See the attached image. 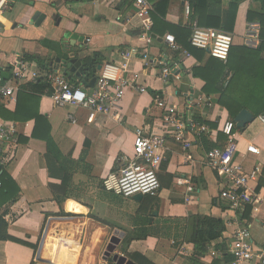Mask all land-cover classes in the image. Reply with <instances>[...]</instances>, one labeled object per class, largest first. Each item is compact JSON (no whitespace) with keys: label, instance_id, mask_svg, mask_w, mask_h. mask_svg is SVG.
<instances>
[{"label":"crops","instance_id":"0c3cea01","mask_svg":"<svg viewBox=\"0 0 264 264\" xmlns=\"http://www.w3.org/2000/svg\"><path fill=\"white\" fill-rule=\"evenodd\" d=\"M10 6L0 28L1 77L10 76L9 70L20 60L18 55L24 58L31 54L46 59L50 63L48 69L63 68L56 62L57 58L78 57L84 65L85 59L98 55L97 70L100 64L116 66L118 78L126 79L133 87L126 90L119 109L110 115H98L94 122L88 121L86 110L55 107L49 94H23L25 104L19 110V118L13 116L18 111L19 92L15 101L0 106V118L15 121L20 127L18 142L13 152L9 153L10 147L5 152L8 160L3 164V170L14 179L20 191L15 201L1 206L0 212H7L11 236L37 246L34 249L11 240H0V264H33L42 242L41 256L59 264H94L102 246H107L115 234L122 239L118 246L120 253L124 250L130 254L139 253L155 264H195L191 259L193 246L186 240L191 224L185 219L202 214L226 222L235 216L220 197L225 178L205 163V152L214 147L225 148L234 142L236 160L248 170L259 166L263 172L264 123L260 117L264 115L255 116L250 109L242 108L239 113L248 110L254 119L238 127L236 117L239 113L233 119L218 103V94L204 91L206 79L210 78L205 70L211 60L208 52L179 54L184 71L180 78L169 80L161 78L160 66L145 60L143 54L128 53L136 47L146 49L151 58L174 57L175 52L165 36L175 33L154 31V10L143 16L128 2L118 0H12ZM229 7L230 0L221 1L224 22ZM262 8L260 0H242L239 5L233 29L228 32L235 47L234 65L238 62L248 69L254 64L264 67L259 63L260 60L264 62V50L258 56L252 54L247 62L240 50L243 46L253 52L257 48L246 45L245 35L249 23H259L258 20L249 21L248 12L261 13ZM37 11L45 15L39 25L32 22ZM165 20L191 31L198 25L190 14H185L181 0H170ZM145 24L152 28L154 40L150 45L142 36ZM216 63L214 59L210 64ZM196 68L198 76L194 72ZM66 77L73 84L87 87L83 76L68 73ZM136 86H146V92H140ZM157 95L165 98L169 108H173L171 112L191 116L208 127L209 132H187L186 139L192 143L188 150L174 138H168L166 160L159 174L162 187L156 194L160 205L151 219L153 222L158 217L155 221L157 234L133 239L127 244L124 240L130 232L139 233L137 212L143 199L123 198L107 192L102 180L108 173L119 171L123 157L133 152L138 127L151 129L160 124L164 111L156 104ZM36 112L47 120L60 151L74 162L71 197L63 203H58L55 197L67 192L63 184L64 171L49 153L44 137L33 136L38 127L31 114ZM69 114H74L75 122L68 119ZM228 121L235 124L233 139L223 132ZM46 130L44 123L37 131L45 136ZM249 146L256 147L257 152L248 153ZM188 155L192 156L191 160ZM188 197L190 201L186 200ZM243 220L251 225L257 250L264 251V204L257 212L250 210L248 219ZM233 229L231 225L221 238L209 243V252L199 258V264L223 261V255L219 260L212 257L210 251L219 249L223 243L227 245ZM54 230L56 234L66 235V240H52ZM75 238H79L78 241ZM104 252L100 264L113 263L110 259L104 260ZM229 256L232 259L229 264H233L234 258ZM246 264H264V257H255Z\"/></svg>","mask_w":264,"mask_h":264},{"label":"built area","instance_id":"2783aa9c","mask_svg":"<svg viewBox=\"0 0 264 264\" xmlns=\"http://www.w3.org/2000/svg\"><path fill=\"white\" fill-rule=\"evenodd\" d=\"M131 4L134 10L143 16H148L154 10L149 0H118ZM184 5L185 14H190L189 0H181ZM12 0H0V28L6 11L10 9ZM143 39L150 45L154 38L152 28L145 24ZM260 23L251 22L248 24L245 35V43L251 47H257L260 43ZM166 42L174 52H180L186 56L190 55L177 43L173 34L165 36ZM191 45L206 50L210 56L227 61L233 46V37L230 33L215 28H205L195 25L191 37ZM130 54L142 55V57L160 66V76L165 80L171 77L180 78L184 71L182 59L160 56L151 58L148 51L140 48H131ZM20 60L10 70V76H0V106L7 102H13L17 93L25 84H37L40 80L45 81L49 86L50 98L55 107L86 110L88 121L94 122L98 115H110L119 109L120 102L126 90L133 87L126 79L118 78L117 67L105 64L97 74V83L94 87H85L83 84L75 85L66 77L62 68H42L35 60H26L18 55ZM140 92H146V86H136ZM156 104L164 112L160 124L148 129L138 127L135 131L133 152L123 157V166L119 171L108 173L102 180V187L105 191L123 198H132L137 195H156L161 189L159 174L161 166L166 160L165 150L169 137L180 142L185 150L190 149L192 143L186 139L187 132L207 133L208 127L193 119L191 116H183L169 108L165 98L157 95ZM74 114H69L68 119L75 122ZM264 123V117H260ZM235 124L228 121L224 125L223 132L230 138L235 137ZM20 127L15 121L2 120L0 118V168L8 160L5 152L10 147L9 153L18 142ZM237 147L231 142L227 147H214L205 152V163L224 176L225 186L220 197L228 204V209L234 212L235 216L227 219L226 228L234 225L227 244L226 252L234 258L233 264H246L255 257L263 258L264 251L254 244L251 233V225L242 219L246 209L257 212L264 204V187H259V179L262 169L259 166L248 170L245 165L235 158ZM248 153H256L254 146L247 148ZM189 160L192 156L188 155ZM1 186V182H0ZM190 201L191 198H186ZM234 219V220H233ZM233 220V221H232ZM261 250V251H260ZM209 252V251H208ZM260 252V253H259ZM210 255L219 258L223 255L220 249L211 250ZM33 264H40L34 259ZM115 264V263H109Z\"/></svg>","mask_w":264,"mask_h":264},{"label":"trees","instance_id":"16d2710c","mask_svg":"<svg viewBox=\"0 0 264 264\" xmlns=\"http://www.w3.org/2000/svg\"><path fill=\"white\" fill-rule=\"evenodd\" d=\"M149 1L154 3L152 18L154 20L153 29L155 32H157V30L173 31L175 33L174 35L177 43L182 47L183 50L192 55L194 53L195 55H197V51L201 52V54L207 53L206 50L191 45L190 37L192 31L190 28L183 27L178 24H173L165 20L170 0ZM221 1L222 0H189L191 18L197 21L198 26L201 27L215 28L227 32L232 31L236 20L237 11L242 0H230L228 17L225 22L222 20L221 15ZM260 1L263 5L261 13L248 12L249 21L258 20L260 23V43L254 50V52L249 50L245 46H243V48H240V50L242 49L241 55H243V60L245 62L250 59L252 54L258 56L260 52L264 50V0ZM234 50L235 47L232 46L227 61H223L211 56V60L215 59L218 63H216L215 65L210 64V60V62L206 66L205 70L209 74L210 78L206 79L204 91L207 94H211L213 92L218 94V103L229 111L230 116L233 119L242 108L250 109L255 116L264 115V67L262 66V68L258 64H254L251 65L250 69H248L238 62H236L234 65L232 62ZM174 54V58L177 59L180 52H175ZM24 58L26 60H35L44 69H48L50 66L48 60L31 54H26ZM88 61L91 62V64ZM239 62H241V60ZM98 63V55H96L94 58L84 60L87 79L91 80L92 77L98 74ZM259 63L261 65L264 64L262 60H260ZM196 69L197 70H194V72L195 75L198 76L200 75L198 72L199 70L198 68ZM69 79L71 80V78ZM75 85L80 84L75 83ZM48 89V84L43 80H40L37 84L29 83L22 85L21 89L19 90L18 96V111L14 113L15 115L13 116L15 118H19V110L25 104V102L22 101L23 94L31 93L35 95H48L50 94V91ZM31 116L35 117L36 119V128H39L44 123L45 127H47L45 136L40 135V132L37 131L38 128L33 132V136L37 138L44 137L49 153L57 160L61 169L64 171L63 184L66 187L67 192L64 196L55 197L58 203H63L71 197L70 190L73 187L74 162L71 157L65 156L60 151L51 135V127L48 124L47 120L37 112L31 114ZM0 182L1 208V206L5 203L15 201L20 189L14 179L9 174H7V172L3 170L2 167L0 168ZM259 187H264V170L259 179ZM159 205L160 198L158 197V195H147L143 197V200L141 201L140 207L137 212V224L140 227L139 233L130 232L126 236L124 243L128 244L133 239H144L148 236L157 234L155 231V221L156 219L158 220V217L155 218V221L153 222H151V219L154 218L153 213L158 210ZM6 215V211L0 212V240H11L36 249L37 246H34L29 242H26L9 234V221L6 219ZM249 215L250 209L248 208L243 213L242 217L243 219H248ZM187 220L191 224L190 232L186 237V240L193 246V256L191 257V259L195 262V264H199V258L201 256H204L209 251V243L222 237L224 231L226 230L225 222L222 218L202 214H195L190 218L185 219V221ZM226 248L227 245L225 243L221 244L219 249L223 252V258H221L223 259V261H218L213 264H229L231 262L232 259L230 258L229 253L226 252ZM123 253L131 260H133L136 264H155L142 254H130L129 252H127V250H124ZM218 259L220 260V258Z\"/></svg>","mask_w":264,"mask_h":264},{"label":"water","instance_id":"95a60500","mask_svg":"<svg viewBox=\"0 0 264 264\" xmlns=\"http://www.w3.org/2000/svg\"><path fill=\"white\" fill-rule=\"evenodd\" d=\"M45 18V15L42 14L40 11H37L35 15L32 18V22L35 23V25H39L42 20ZM57 63H61L62 69L67 75L68 73H76L79 76H83V83L87 85V87H94L97 83V75L94 76L89 82L87 81L86 76V68L83 65L82 61L78 57L73 58H57ZM102 68V64L98 66V71H100ZM254 119V116L248 111V110H242L236 117L237 126L243 127L245 124L251 122ZM137 200H142V195L135 196ZM156 215V214H155ZM121 237L115 234L112 236L109 244L106 247V250L104 252V260L111 259L113 263L115 264H136L133 260L129 259L125 254L120 253L117 251V247L121 243ZM43 248V242L40 244V247L36 253V259L40 262H51L49 260H45L41 256V251Z\"/></svg>","mask_w":264,"mask_h":264},{"label":"rangeland","instance_id":"374dc122","mask_svg":"<svg viewBox=\"0 0 264 264\" xmlns=\"http://www.w3.org/2000/svg\"><path fill=\"white\" fill-rule=\"evenodd\" d=\"M55 232H57V231H53V235H52V240L53 239H55L54 241L56 242H59V241H63V240H66V235H63V234H59V232L56 234ZM61 233V232H60ZM76 239V238H75ZM78 239L79 238H77L76 239V241H78ZM59 240V241H58ZM103 248L101 249V252L99 253L98 252V258L96 259V262L94 261V264H100V262H99V260H101L102 259V257H103V252L105 251V249H106V247L107 246H102ZM101 248V247H100ZM37 249V248H36ZM117 251L118 252H120V248H118L117 247ZM96 252V251H95ZM95 252L93 253L94 255H95ZM42 257H43V255H42ZM44 259H48V260H51V259H49L48 257H43ZM52 261L53 260H51V262H40V264H54V263H52ZM54 262V261H53ZM77 263H79L78 261H77Z\"/></svg>","mask_w":264,"mask_h":264},{"label":"bare ground","instance_id":"6f19581e","mask_svg":"<svg viewBox=\"0 0 264 264\" xmlns=\"http://www.w3.org/2000/svg\"><path fill=\"white\" fill-rule=\"evenodd\" d=\"M49 261H51V260H49ZM52 263H54V264H59V262H57V261H54V262L52 261Z\"/></svg>","mask_w":264,"mask_h":264}]
</instances>
